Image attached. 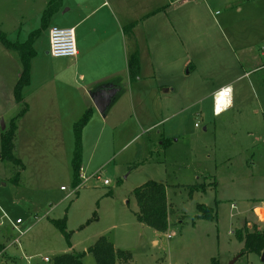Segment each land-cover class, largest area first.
Listing matches in <instances>:
<instances>
[{"label":"rangeland","instance_id":"rangeland-1","mask_svg":"<svg viewBox=\"0 0 264 264\" xmlns=\"http://www.w3.org/2000/svg\"><path fill=\"white\" fill-rule=\"evenodd\" d=\"M49 1L0 0V30L12 46L0 41V153L2 133L24 108L14 94L23 64L13 47L25 43L33 31H41L34 41L36 56L30 60L31 83L23 92L30 109L18 121L15 135L13 153L24 168L0 156V223L7 222V214L10 221L22 218L24 226L31 221L32 225L19 243L14 242L16 230L8 223L0 225V264H53L55 256L68 252L85 254L83 264H97L89 249L102 236L132 254L130 260L119 264H209L213 258L231 264L244 245L235 235V227L240 221L242 226L243 219L231 216L230 205L236 203L251 210L253 199L264 201V8L257 6L239 13L237 8L247 2L226 5L210 0L198 4L193 0L189 6L191 0H178L177 4L183 6L181 13L186 12L189 20L181 21L173 12L178 35H185L195 23L210 33L206 37L199 31L198 39L193 37L185 47L178 43V36L174 38L165 28L158 34V23L152 25V60L159 65V75H179L173 106L182 102L190 105L203 97L206 89L220 88L251 71L236 84L235 107L223 115L213 114V103L207 114L204 102L175 120L157 125L163 120L161 116L145 119L142 114L149 115L150 110L138 109L145 119L141 129L142 121L131 108L127 79L122 73L125 47L121 42L118 48L115 42H109L116 34L114 27L107 29L108 21L116 25L110 7L103 5L101 12L81 27L91 24L96 30L88 34L83 59L75 64L73 59L46 54L51 25L67 27L60 15L43 29L42 15ZM103 1L97 0L93 9ZM159 2L145 0L143 4L152 10ZM116 16L120 23L127 19L121 11ZM213 29L221 32L212 34ZM192 62L196 67L190 72ZM68 73L77 78L66 76ZM116 76L125 83V90L115 97L107 117H103L91 93L119 85ZM151 106L149 103L148 108ZM201 107L207 115L197 113ZM164 115L168 117L166 111ZM77 136L81 138L86 175L92 176L84 187L81 178L75 186L72 167ZM170 140L173 146L166 150L162 142ZM150 180L180 187L169 190L173 231L156 232L140 225L135 217L140 208L134 189ZM196 184H204L206 190L191 194L188 187ZM199 203L216 210L219 221L217 217H198ZM248 214L255 219L251 212ZM63 218L71 234V246L51 221ZM253 222L256 219L250 224ZM249 227L252 229L253 224ZM230 228H235L233 235L228 234ZM153 238L159 240L157 245ZM44 257L50 261L43 262ZM235 264L264 261L253 252L238 257Z\"/></svg>","mask_w":264,"mask_h":264},{"label":"crops","instance_id":"crops-1","mask_svg":"<svg viewBox=\"0 0 264 264\" xmlns=\"http://www.w3.org/2000/svg\"><path fill=\"white\" fill-rule=\"evenodd\" d=\"M96 1L97 0H61L59 12L57 14H55L52 18L54 19V17H55L56 19H58L57 17L62 15V16H60V18L64 22H66L67 27L75 28L76 43L78 44V55L76 57H63V58L73 59L75 64H78L81 62V60L83 59L82 54L84 52L85 45H89L88 34H89V36L93 35V32L96 30V28H93V25H91V24L87 25L85 28H81V27L84 26V24H86L88 20H92L95 17V15L99 14V12H101V10H102L103 5L107 4L110 7L109 8V12H110L109 14H112L116 20V25H114V26L111 25V23H110L111 21L110 22L108 21L109 25L107 26V29H111L112 27H114L115 31H116L114 38H112L113 35H111L109 42H111V43L115 42L117 48H118V46H120V42H121L125 47V52H124L125 66H124V70L122 69L123 71L122 70L121 71H122V73H124V76L127 79V87H128L127 89H129V96L128 97H130L131 105H132L131 108L133 111H136V113H137L138 109H140L142 111H147V112L150 110L149 115L146 113L142 114V116L145 119L157 118V116H161L163 118V120L160 122H157V125H161L162 122L164 125L165 121H171L173 119L175 120V118L181 117L182 115H184V113L187 110L192 109L195 105H198L200 103L203 104L204 102H207L206 103L207 114L210 113L211 105L213 103V114H215L214 113V93H216L217 91H219L222 88L230 87V86L233 87V95H234L233 103H231V105L229 104V106L227 108H225V110L218 113L219 115H217V114H215V115L216 116H220V114L223 115L225 112H228L229 110H231L232 108L235 107V105H236V84L241 82V80L245 76H248V73L251 70L246 71L245 76H243V74L239 75L238 77H235V79L230 80L229 82H226L225 84H223L220 88H217L218 86H212L211 88L206 89V93L203 95V97L200 96L199 99L194 100L195 102L193 101L192 104H190V105H187L185 102H182V104L178 107L173 106L171 104L172 102L174 103L173 94H175L178 91V88H177L178 83H176V81H178L177 77H179V75L176 73L173 74V73L167 72V74L168 73L169 74L166 76H163V78H165V80L163 78H161V76L159 75V73H158L159 65L155 64L154 60H152L153 56H154L153 49H152V41H150V39H151L150 31H152V25H155V23H158V25L155 26L156 28H159L157 30L158 34H162V28H165V30H167L172 36H174V38L176 36H178L179 37L178 43L182 44L184 47L186 45H190L194 41L193 37H195L196 40L198 39L199 31H200L202 36L207 35L206 37H210L209 36L210 33H207V31L205 32V31L199 29V27L197 26L198 23H197V25H195L196 23L194 25L191 23H190L191 24L190 25L188 23L190 25V30L187 31V33L183 36L180 34L178 35L179 29H178V26L174 22L175 16L172 15L173 12L177 13V18L180 19L181 21L185 20L184 22H186V23H187V21H189L188 18L185 16L186 12L181 13L183 6L180 4H177L178 0H160V2L158 4H156L154 9H152V10H150L151 8H149L148 5H146V9H145V6L143 4V2L145 0H104L103 3L98 5V7L96 9H93L96 7L95 6ZM209 1L210 0H197V1L195 0V2H198V4H203V2L209 3ZM216 1H220L222 3H225L226 5L243 3V1L247 2L246 5H241L240 7L237 8V11L239 13L251 11V9H253V7L257 8V6H262L264 8V0H216ZM50 2H51V0L49 1V3ZM191 2H193V0L189 1V6L192 4ZM186 4H188V3H186ZM66 6H68V8L63 12V10ZM185 6L187 7V5H185ZM179 10H180V12H179ZM120 11L124 12L126 17H127V19L125 21H122L121 23L119 22L118 18H116L117 12H120ZM216 12H218V11H216ZM171 16H173V18H171ZM66 18H71V20L70 21L66 20ZM106 19H108L107 16H106ZM193 22H196V21H193ZM106 23H107V20H106ZM129 25H131V27L128 30H126L125 28L128 27ZM51 26H53V25H51ZM80 29H82L81 33L78 32ZM83 31H84V34H83ZM216 31H218L217 33L221 32V30H219V29L211 30V32H213L212 34H214V33L217 34ZM109 34H114V33H109ZM182 37H183V39L185 38V40H186L185 42L182 41ZM91 51H92V49L89 48L88 52L91 53ZM89 53H87V55ZM157 53H158V51L155 49V55H157ZM47 55L50 56V54H47ZM261 55L264 56V53H262ZM130 56H136L137 60H138V71H137V74L134 76H132L130 74V60H129ZM63 58H58V59H63ZM189 65H190L189 71L191 72V70L193 71V69H195L196 66L193 64V62L190 63ZM168 66L169 65L167 64V66H165V67L169 68ZM171 66H173V65H171ZM63 67L61 69H63ZM61 69H59V70L62 71ZM66 76H70L71 78H73V76H74V79L77 78V76L72 74V73H68ZM82 77H84V76H82ZM120 78L118 79V76H116V78H115L116 83H119V85L114 84V86H113V88L118 89L116 97H118L119 93H121L122 90H125V87H124L125 83L123 85L121 83L122 79H120ZM166 78H169L170 80H168ZM30 79H31V75H30ZM94 82H97V81H92L91 84L92 83L95 84ZM149 103L152 105L150 108H148ZM112 105H114V102L111 104V106ZM29 107H30V105H29ZM195 107H197V106H195ZM29 109L30 108H28V111H29ZM227 109H229V110H227ZM203 110H204V108L201 107V109L197 110L198 111L197 113L203 115V113H205ZM28 111H27V113H28ZM165 111H166V114L168 115L167 118L164 115ZM107 112H108V109L106 110V115L103 117H107V115H108ZM136 116L139 117L138 121H140V122L142 121V123L140 125L142 127L141 129H143L145 126V123H144L145 119L142 120L141 114H139V113H137ZM58 119H59V117H58ZM59 123L60 122L58 120V124ZM158 134H161V132L159 131ZM178 140H179V138H176L175 142H177ZM162 145L165 147L166 150H169L173 146V143L170 140V142H168L167 144H164V142H162ZM83 165L84 164L82 163L81 179L84 182L82 187H84L85 185L87 186V182L89 181V180L84 181L82 178V176L83 177L87 176L86 175L87 173L85 172L87 167L83 166ZM87 177L89 178L90 176H87ZM62 187H64V186H61L60 189ZM170 187L173 188V190L178 189L180 187L178 185L177 186H171V185L167 186L166 185L168 205L170 207V209H169V226H170L169 231H173V226H172L173 222H172V218H171L172 207H171V203H170L172 201L169 198ZM221 201L222 200H220V202ZM252 203H251L252 204L251 210L244 208L240 205H237L236 203L231 204L230 205L231 206V216L232 217L237 216L238 220L243 219V225L244 226H245L244 223L247 219H249V222H248L249 226L252 225V224H250V222H252V220L255 221V219H256V222L260 224V227L264 228V222L262 221V218L264 219V201L259 202V200H257L255 198V199H253ZM218 206H219V204H218ZM248 212H251L255 216V219L253 217L251 218V216H250L251 214L249 215ZM218 214H219V212H218ZM136 219H137V217H136ZM217 220L219 221L218 217H217ZM240 223H241V221H240ZM240 223L235 228H241L243 225L241 226ZM141 224H142V226L143 225L146 226L142 222L140 223V225ZM235 228H230L228 234L233 235ZM156 232H158V231H156ZM169 235H171V234H168V237H169ZM219 236H220V233H219ZM152 242L154 245H157L159 243V240L156 238H153ZM240 243H242V242H240ZM242 244L244 245V243H242ZM115 247H116V249L120 250L117 246H115ZM231 254L234 256L233 253H231ZM116 264H119L118 261L116 262Z\"/></svg>","mask_w":264,"mask_h":264},{"label":"trees","instance_id":"trees-1","mask_svg":"<svg viewBox=\"0 0 264 264\" xmlns=\"http://www.w3.org/2000/svg\"><path fill=\"white\" fill-rule=\"evenodd\" d=\"M61 0H51L47 5V8L43 12L41 24L43 29H48L49 22L52 17L57 14L60 10ZM41 33V31H33L25 43L18 44L19 47H13L20 54L21 63L23 64V71L18 79V84L15 88L14 94L15 99L18 102H22V111L12 120V124L8 130L2 133V145L0 156L2 160L13 162L14 164L23 167V162L21 159L14 156L15 148V135L18 129V121L22 118L28 111V104L25 103L23 92L24 89L30 85V72L32 68V63L30 60L36 56V49L34 47V41L36 35ZM5 34L0 30V41L8 47H12L6 40ZM130 74L132 76L137 74L138 71V60L136 56L130 57ZM89 112L84 114L85 118L89 119ZM83 116V117H84ZM86 121V120H85ZM81 138L77 136L76 147L74 150V157L72 159L73 173L76 179L75 186L80 183L82 168V154H81ZM19 173V172H18ZM19 175V174H18ZM188 188L191 189V194L196 190H206V186L203 185H192ZM134 196L136 198L139 212L136 213L137 220L145 225L155 229L158 232H167L170 228L169 226V205L167 198L166 185L162 182H156L153 180L147 181L141 184L139 187L134 189ZM200 210L198 217L214 220L216 215V210L206 206L203 203L197 204ZM52 223L62 232L65 240L69 246H71V234L67 229L66 218L63 219H52ZM249 219L245 221V226L243 228H238L235 231L236 238L239 242L244 243V248L239 253V257L249 253H256L261 256L264 251V229L260 227V224L253 222L252 229L248 225ZM89 252L93 253L97 264H116L117 261L127 262L131 259L132 254L127 250H118L114 246L113 242L110 241L106 236L100 237L92 246H90ZM85 254L68 252L66 254H61L55 256L53 264H83V257ZM209 264H221L217 258H213Z\"/></svg>","mask_w":264,"mask_h":264},{"label":"built area","instance_id":"built-area-1","mask_svg":"<svg viewBox=\"0 0 264 264\" xmlns=\"http://www.w3.org/2000/svg\"><path fill=\"white\" fill-rule=\"evenodd\" d=\"M49 52L50 55L54 58H59L63 56L67 57H76L78 55V44L76 43V31L75 28L72 27H60L57 25H53L49 29ZM226 94V95H225ZM234 95H233V87H225L214 93V113L219 115L217 112V105L219 103V100H222L223 103H233ZM263 142H264V136H263ZM98 178L100 179V175H97ZM84 181H88L92 178L90 176L89 178L83 177ZM105 184H109V180L105 179L104 180ZM82 186V185H81ZM76 187L74 190L78 189ZM61 190H66V187H62ZM4 217L6 218L7 222H1L0 225H4L8 223L14 230L17 231L18 236L14 239L15 243H19L21 236H24L30 226L32 225L31 223L26 226H24V220L22 218H17L15 221H10L7 214H4ZM262 221L264 222V219L262 218ZM171 235H169L170 237ZM43 262H49L50 258L49 257H44Z\"/></svg>","mask_w":264,"mask_h":264},{"label":"water","instance_id":"water-1","mask_svg":"<svg viewBox=\"0 0 264 264\" xmlns=\"http://www.w3.org/2000/svg\"><path fill=\"white\" fill-rule=\"evenodd\" d=\"M47 54H50L49 50L46 52ZM118 92V89L116 88H101L98 92H92L91 93V98L94 100V104L99 111L100 114H103V116L106 115V110L108 107L113 103V100L116 97V94ZM3 127L5 129V124L3 123ZM238 256H235V258L232 260L233 262L231 264H235ZM261 260L264 261V251L261 254Z\"/></svg>","mask_w":264,"mask_h":264},{"label":"bare ground","instance_id":"bare-ground-1","mask_svg":"<svg viewBox=\"0 0 264 264\" xmlns=\"http://www.w3.org/2000/svg\"><path fill=\"white\" fill-rule=\"evenodd\" d=\"M63 57H67V56H63ZM63 57H59V58H63ZM229 104L231 105V101L230 103L226 102L223 103L222 100H219V103L217 105V112L220 113L221 111L225 110V108H227L229 106Z\"/></svg>","mask_w":264,"mask_h":264},{"label":"snow or ice","instance_id":"snow-or-ice-1","mask_svg":"<svg viewBox=\"0 0 264 264\" xmlns=\"http://www.w3.org/2000/svg\"><path fill=\"white\" fill-rule=\"evenodd\" d=\"M226 95V94H225Z\"/></svg>","mask_w":264,"mask_h":264}]
</instances>
